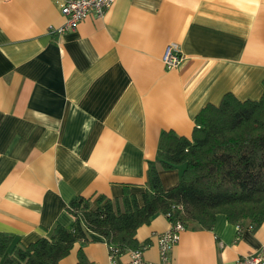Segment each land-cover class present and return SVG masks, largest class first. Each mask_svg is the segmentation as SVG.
Returning <instances> with one entry per match:
<instances>
[{"label":"crops","instance_id":"crops-1","mask_svg":"<svg viewBox=\"0 0 264 264\" xmlns=\"http://www.w3.org/2000/svg\"><path fill=\"white\" fill-rule=\"evenodd\" d=\"M56 0H0V232L23 245L59 223L76 195L120 198L129 185L141 198L148 162L163 186L182 167L161 168L160 135L191 136L194 119L226 92L238 99L264 94V0H115L101 17L74 29ZM177 43L183 63L168 69L165 47ZM171 222L155 214L135 237L160 261L158 235ZM59 264H111L93 234ZM264 257V223L238 226L218 213L213 227L185 228L169 250L172 264H234ZM129 251L115 258L129 264Z\"/></svg>","mask_w":264,"mask_h":264},{"label":"trees","instance_id":"trees-1","mask_svg":"<svg viewBox=\"0 0 264 264\" xmlns=\"http://www.w3.org/2000/svg\"><path fill=\"white\" fill-rule=\"evenodd\" d=\"M190 138L163 131L157 160L163 169L182 167L176 185L166 189L157 165L148 162L147 180L139 199L124 185L120 198L73 196L67 210L70 228L56 223L46 235L23 245L11 233L0 232V264H59L77 242L99 236L109 252L142 250L136 230L157 214L185 228L213 227L218 213L242 229L264 223V94L238 99L226 92L219 103H208L194 119ZM80 264L85 261L78 251Z\"/></svg>","mask_w":264,"mask_h":264},{"label":"built area","instance_id":"built-area-1","mask_svg":"<svg viewBox=\"0 0 264 264\" xmlns=\"http://www.w3.org/2000/svg\"><path fill=\"white\" fill-rule=\"evenodd\" d=\"M60 12L65 17V22L55 31L62 33L66 30L74 29L79 22L87 17H101L114 4L115 0H56ZM185 56L177 43H169L164 50L162 61L168 69L180 66ZM185 227L182 223H171V227L166 232L158 235V244L160 251V261L157 263L147 262L142 258V251L139 249L128 250L130 254L129 264H172L169 261L168 253L174 242L177 241L179 234ZM111 264H117L115 258L118 255L116 251L109 252ZM234 264H264V257L255 254H246L240 256Z\"/></svg>","mask_w":264,"mask_h":264}]
</instances>
